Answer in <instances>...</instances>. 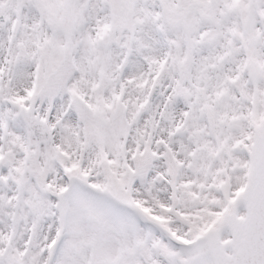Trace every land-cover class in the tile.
Instances as JSON below:
<instances>
[{
  "label": "snow or ice",
  "instance_id": "6c2138e0",
  "mask_svg": "<svg viewBox=\"0 0 264 264\" xmlns=\"http://www.w3.org/2000/svg\"><path fill=\"white\" fill-rule=\"evenodd\" d=\"M0 264H264V0H0Z\"/></svg>",
  "mask_w": 264,
  "mask_h": 264
}]
</instances>
